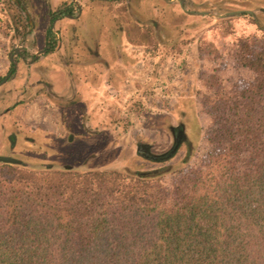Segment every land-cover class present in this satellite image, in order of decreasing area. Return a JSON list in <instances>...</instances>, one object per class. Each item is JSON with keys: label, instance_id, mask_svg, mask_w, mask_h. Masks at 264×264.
Listing matches in <instances>:
<instances>
[{"label": "trees", "instance_id": "obj_1", "mask_svg": "<svg viewBox=\"0 0 264 264\" xmlns=\"http://www.w3.org/2000/svg\"><path fill=\"white\" fill-rule=\"evenodd\" d=\"M232 50L264 76V34ZM201 70L209 149L169 188L127 169L0 164V264H264V80L239 90Z\"/></svg>", "mask_w": 264, "mask_h": 264}, {"label": "rangeland", "instance_id": "obj_2", "mask_svg": "<svg viewBox=\"0 0 264 264\" xmlns=\"http://www.w3.org/2000/svg\"><path fill=\"white\" fill-rule=\"evenodd\" d=\"M247 3L252 8L264 7V0ZM229 9L238 8L231 4ZM173 13L170 17L174 36L171 34L165 45L149 40V53L138 54L134 50L145 42L139 39L140 28H128V37L122 38L121 46L126 52L124 65L116 64V94L108 96L100 86L89 96L88 121L91 129L99 131L95 137L80 138L68 146L57 134H62L64 121L73 130L72 126L79 123L78 111L63 117L49 102L41 101L18 107L14 115L20 126L36 127L43 146L53 151L46 160L27 158L21 162L34 169L49 164L54 171H61L64 166H72V170L79 172L127 169L131 173L148 174L154 188H169L178 173L201 164L209 149L204 138L209 119L205 108L192 102L194 81L202 77L201 69L211 61L221 69L218 77L226 87L242 90L263 82L264 76L258 70L235 57L232 44L258 40L264 32L246 15L220 21L184 18L179 24ZM261 18L264 26V17ZM2 19L0 13V72L5 64L3 31L6 28ZM225 28L230 32L224 33ZM180 68L185 72L179 71ZM179 125L184 127L188 142L181 144L168 162H155L136 155V145L140 143L150 145L152 155L167 153L174 144L169 128ZM92 154H96L97 159L86 167L84 162ZM184 160H187L186 165H182Z\"/></svg>", "mask_w": 264, "mask_h": 264}, {"label": "flooded vegetation", "instance_id": "obj_3", "mask_svg": "<svg viewBox=\"0 0 264 264\" xmlns=\"http://www.w3.org/2000/svg\"><path fill=\"white\" fill-rule=\"evenodd\" d=\"M247 1L0 0L6 28L5 64L0 72V156L42 161L53 155L43 146L36 127L20 126L16 120L17 108L30 102H49L63 117L80 113L73 130L64 121L62 134H57L68 146L95 137L99 131L91 129L88 121L89 96L100 86L106 95L116 94V64L124 65L122 38L128 37L131 26L140 28L142 43L152 37L161 45L174 36L171 12L179 24L184 18L220 21L246 15L264 32V7L252 8ZM231 4L238 9H229ZM248 10L251 16L245 13ZM150 49L144 44L134 47L138 54ZM183 130L182 125L169 128L174 149L185 139ZM151 150L146 143L136 145L137 156L159 162L161 156ZM96 159V154L89 155L85 166Z\"/></svg>", "mask_w": 264, "mask_h": 264}, {"label": "water", "instance_id": "obj_4", "mask_svg": "<svg viewBox=\"0 0 264 264\" xmlns=\"http://www.w3.org/2000/svg\"><path fill=\"white\" fill-rule=\"evenodd\" d=\"M247 15H252L250 12H245ZM214 17V16H213ZM215 18V17H214ZM86 162V161H85ZM0 164H6V165H11V166H16V167H24V168H32L31 165L27 163H23L20 160H15L13 158L9 157H3L0 156ZM85 164V163H84ZM44 169H52L53 167L49 164H45L42 166ZM63 170H72V166H64L62 167Z\"/></svg>", "mask_w": 264, "mask_h": 264}, {"label": "crops", "instance_id": "obj_5", "mask_svg": "<svg viewBox=\"0 0 264 264\" xmlns=\"http://www.w3.org/2000/svg\"><path fill=\"white\" fill-rule=\"evenodd\" d=\"M245 12H250L251 13V11H245ZM173 30H175V29H173ZM149 40H153V41H155V39L154 38H152V37H149V39H147V41H145V45H149ZM157 41V40H156Z\"/></svg>", "mask_w": 264, "mask_h": 264}]
</instances>
